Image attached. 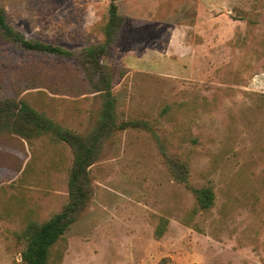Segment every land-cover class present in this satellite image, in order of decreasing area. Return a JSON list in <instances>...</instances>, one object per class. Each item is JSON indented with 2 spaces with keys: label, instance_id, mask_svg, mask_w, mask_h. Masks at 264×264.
Listing matches in <instances>:
<instances>
[{
  "label": "rangeland",
  "instance_id": "1",
  "mask_svg": "<svg viewBox=\"0 0 264 264\" xmlns=\"http://www.w3.org/2000/svg\"><path fill=\"white\" fill-rule=\"evenodd\" d=\"M125 25L104 62L119 119L144 118L212 186L198 210L146 130L119 132L90 169L93 197L53 264H264V0H116ZM111 0H0L27 37L81 50L102 41ZM0 86L59 125L88 134L102 98L74 60L0 38ZM171 110L161 115L165 107ZM71 150L0 136V264H23L28 221L68 201ZM164 226V234L155 232ZM59 257V258H58Z\"/></svg>",
  "mask_w": 264,
  "mask_h": 264
},
{
  "label": "trees",
  "instance_id": "2",
  "mask_svg": "<svg viewBox=\"0 0 264 264\" xmlns=\"http://www.w3.org/2000/svg\"><path fill=\"white\" fill-rule=\"evenodd\" d=\"M124 25L125 18L120 14L116 0H111L107 20L101 28L102 41L81 50H70L27 37L0 7V38L3 41L28 54L76 61L84 70L89 85L102 98L96 126L88 134H81L59 125L24 98L6 97L0 86V136L17 137L28 143L38 138H49L52 142L66 145L73 156L68 174L67 203L47 221H28L21 228L19 238L26 243L22 252L23 264H53L66 231L93 197L92 165L101 159L105 147L113 145L117 134L128 129L146 130L152 135L173 179L193 194L198 210L208 211L215 204L216 194L212 186L195 187L191 184L189 157L171 153L168 147L171 141L158 134L154 123L144 118L119 119L113 94V69L104 60L119 40ZM170 110V107H165L161 115H167ZM163 234L164 226H159L155 235L161 238ZM159 264L173 263L169 258H163Z\"/></svg>",
  "mask_w": 264,
  "mask_h": 264
}]
</instances>
